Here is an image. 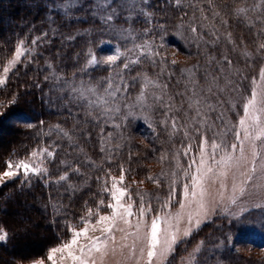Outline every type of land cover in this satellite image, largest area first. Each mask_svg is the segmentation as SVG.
<instances>
[{"label":"trees","instance_id":"16d2710c","mask_svg":"<svg viewBox=\"0 0 264 264\" xmlns=\"http://www.w3.org/2000/svg\"><path fill=\"white\" fill-rule=\"evenodd\" d=\"M66 2L67 0L0 2V14L5 18L1 21L0 15V61H5L20 40H26L33 49L9 76L7 83L0 87V101L5 102V106L0 107V129L6 127L15 132L0 142L3 146L0 148V171L4 170L5 161L20 159L35 147L42 145L53 150L46 175L27 181L19 176L0 186V227L8 232V239L0 244V254L5 252V258H2L4 261L0 264H14L23 257H41L48 248L58 244L61 239H66V222L76 223L78 216L85 212L86 205L94 207L96 201L102 198L107 201L109 198L107 193L102 194V186L109 170L112 176L117 177L121 165L130 170L126 172L124 183L132 185L135 195V190H141L147 183V164L154 159L157 152H163L169 143V147L175 148L179 141L178 136H183V130L170 135L171 128L166 129L159 123L163 118L161 113H155L153 126L146 124L148 129L141 132L136 128L138 120L132 118L124 123L122 129L112 127L111 123L97 125L90 119L85 122L87 117L84 101L70 100L63 80H91L92 84H98L109 75L111 69L106 66H89L86 74L81 71L89 58V47L93 48L95 55H99V42L105 39L117 42L122 50L132 48L134 42L141 43L143 40L154 38L159 41L158 26L164 25L167 35L162 43L178 48L180 56L174 59L178 62L174 66L170 64L172 59L166 58L169 67L160 79L168 84L167 91L175 96L177 106L181 105L184 98L176 94L184 93L186 86L191 87L189 73L183 71L184 69H192V75L201 87H207L212 77L219 78L220 87H225L227 79H232L239 87V91L229 89L212 97L213 103L217 100H232L237 104V108L231 110L225 103L223 107L217 108L216 113H211V120L215 121L214 127L209 130L211 134L224 127L216 120L219 112H224V118L229 124L238 120V113L242 114V96L250 95L252 77H258L259 68L264 63V59L255 55L256 45L253 40L256 38V29L250 28L242 19L232 15L233 9L241 5L242 0H214L216 10L228 20L227 27H221L218 19L212 20L205 0H181L180 7L176 6L175 0H108L111 7L107 11L110 12L113 8L117 11L110 24L101 19L105 12L96 7L100 0H72L73 6L65 15L63 6ZM247 2L251 4L253 0ZM189 3H200L205 7V14L209 17L206 26L201 28V21H196L198 32L204 33L205 41L212 39L209 32L213 23L219 29L221 40L215 46L201 41L198 47L186 27L181 30L183 39L176 35L177 26L182 23L187 26L193 17V9L187 6ZM144 11L152 14L151 20L143 15ZM184 13H187V18L182 20ZM199 15L200 13L196 12V16ZM129 28L131 35L122 31ZM146 29L151 30L147 35L144 34ZM225 32L232 33L238 45L236 50L224 39ZM45 33L47 36L43 35ZM36 37L41 39L36 45H31V40ZM241 39L243 44L240 43ZM259 39L263 40L264 37ZM245 48L253 52V59H246L241 54ZM225 55L232 60V65L223 61ZM213 56L216 62L209 65L208 59ZM141 61L145 65V71L142 70V65H132L130 70L123 73L124 83L128 87L126 92L119 95L126 97L129 102L135 100L142 84L141 80L133 81L132 77L137 73H147L155 79L159 72L147 57H141ZM237 70L242 74L237 75ZM168 73H171L170 77ZM123 86L124 84H121V87ZM13 95L17 97V102L8 106L7 102ZM183 107L187 108L186 100ZM177 115L183 123V112ZM116 123L121 121L117 120ZM29 124L32 127H29ZM56 126L63 131H58ZM102 127L106 138L104 143L101 142ZM65 131L69 133L71 140L64 136ZM108 132L113 134L111 138H107ZM102 147L104 151H101ZM76 167H79V172L72 171ZM65 171L69 172L67 181L48 182L57 180ZM133 181L136 183L133 184ZM108 183L110 186V181ZM70 185L72 187H69ZM12 203H25L28 206L31 214L27 220L38 217L35 224L38 226L40 223L41 228L45 230L38 238L39 245L35 242V246H28L26 249L15 246L8 248L16 234L10 225L12 222L9 223L8 220L9 205ZM260 219L263 218L258 221ZM233 230L241 232L243 228H232ZM252 230L256 231L252 234L264 238V230ZM44 237H47L48 241ZM225 237L227 236L218 231L216 223L208 222L181 241L176 246V251L183 252L189 249L193 242L202 239L205 246L203 245L197 254L194 264H215V260L221 264H264V250L250 252L246 242L240 240L237 242L240 245L239 250H233L226 243ZM219 238H224L222 246H216ZM183 245L185 250L181 248ZM253 245L261 248L256 243ZM29 249L31 253L27 256ZM23 251L25 253H22ZM177 252L175 254L180 253Z\"/></svg>","mask_w":264,"mask_h":264},{"label":"snow or ice","instance_id":"6c2138e0","mask_svg":"<svg viewBox=\"0 0 264 264\" xmlns=\"http://www.w3.org/2000/svg\"><path fill=\"white\" fill-rule=\"evenodd\" d=\"M175 3L177 7L181 6V0H175ZM205 3L211 11L212 20L218 19L221 27H227L228 20L216 10L217 5L214 0H205ZM72 6V0H67L63 6L65 15ZM187 6L193 9V17L187 26L183 23L177 26L176 35L183 39L181 30L186 27L198 47L201 41L205 44L211 43L213 46L218 44L221 34L215 23L212 24L209 32L212 37L210 41L204 40L202 31L198 32L197 19L201 21V28L206 26L209 20L208 15L205 14L204 5L189 3ZM96 7L105 12L101 19L106 24H110L117 15L115 8L110 12L107 11L111 7L108 0H100ZM196 12L200 13L199 17L196 16ZM143 15L151 20V13L144 11ZM232 15L242 19L250 28L256 29V38L253 40L256 45L255 55L264 59V41L259 39L264 37V0H253L251 4L247 0H242V4L233 9ZM186 18L187 13H184L181 19ZM158 27L157 35L161 43H157L154 38L143 40L141 43L134 42L132 48L124 51L115 47L114 54L102 59H98L93 48L89 47L87 52L89 58L81 71L86 74L89 66H106L107 69H111L109 75L98 84H92L91 80L88 82L63 80V84L70 100L84 101L87 117L85 122L90 119L97 125L111 123L112 127L122 129L124 123L132 118L142 120L152 127L153 115L161 113L163 118L159 120V123L166 129L171 128L170 135L183 130V136L189 142L186 145L182 144L180 149L172 153L169 162L173 163V167L167 174L162 171L158 177H148L159 186L160 178L167 176L169 181L167 197L164 199L156 197L158 203L153 206L151 198L146 199L141 190L136 189L133 195L132 185L124 183L126 172L130 170L121 165L118 177L112 176L109 170L102 186V194H108L107 201L102 198L95 202L94 207L86 205L85 212L78 216L76 223L66 222L65 235L67 238L61 239L58 244L48 248L43 256L23 257L14 264H98V260H103L110 254L115 255L117 252L121 256L119 264H170L169 257L175 251L176 245L189 237L195 229H199L201 224L209 219L210 214L218 212L232 215L238 227H256L264 230V219L255 224L243 219L248 209L242 208L239 213L232 212V206L236 205L246 194L264 190V65L259 68V80L255 76L252 77L250 95L242 96L243 114L238 113V120L229 124L224 118V112H219L216 120L220 121L224 127L209 137L208 130L215 125L210 114L216 113L217 108L223 107L225 103L231 110L237 108V104L232 100H217L213 103L212 97L229 89L239 91V87L233 83L232 79H227L225 87H220L218 77H212L207 87H201L194 79L192 69H184L183 71L189 73L191 87L186 86L184 93L176 94L184 98L181 105L177 106L175 96L167 91L168 84L161 82L160 79L167 73L169 62H166V57L161 55L162 42L166 38L167 30L164 25ZM122 31L131 35L130 28ZM149 31L151 30L146 29L144 34L147 35ZM43 35L47 36V33ZM223 36L229 44L233 45V50H236L238 45L232 33L225 32ZM40 39L41 37H36L31 40V45H36ZM105 43L108 42L103 40L99 42L101 46ZM240 43L243 44V39ZM32 51L31 47H26L25 40H20L11 58L6 63L0 61L3 63L0 86L5 85L8 74L15 70L18 64L23 63L22 58ZM241 54L246 59H253L254 56L253 52L247 48ZM130 55H135L136 58L129 59ZM141 57H147L153 67L159 69V72L155 79L147 73H137L132 77L133 81L141 80L142 84L135 100L129 102L126 97L119 95V93L126 92L128 87L124 83L123 73L130 70L132 65L141 64ZM223 61L232 65V60L227 55L223 56ZM213 62H216L214 56L208 59L209 65ZM177 63L174 59L170 61L172 66ZM236 74L241 75L242 73L237 70ZM168 75L170 77L171 73ZM45 79L47 80L48 77ZM57 79L63 78L57 77ZM121 84L124 86L121 87ZM184 100L187 101L186 109L183 107ZM16 102L17 97L13 95L7 104L12 106ZM4 106L5 102L0 101V107ZM180 112H183V123L177 115ZM117 120L121 123H116ZM28 126L32 127L31 124ZM56 128L58 131H63L59 129V126ZM63 134L71 140L68 132L65 131ZM112 135L108 132L107 138H111ZM195 137H199V143L195 145L196 151L193 153L194 145L191 141ZM105 139L102 127L101 142L104 143ZM101 151H104L103 147ZM45 153L48 156L53 155L47 148H37L26 158L5 161L4 170L0 171V185H5L21 175L27 179L29 174L36 176L47 174L46 167L33 163L38 156ZM182 156L188 158L185 163H181ZM160 160L168 161L167 155L162 154ZM72 171L79 172V167ZM68 179L69 172L65 171L57 180L48 182L59 183ZM229 179L231 180L230 191ZM216 184H218V189L213 194L210 187ZM178 195L181 198L177 199ZM174 200L179 205L175 212L172 211ZM181 224H184L183 228ZM117 233L120 234L119 241L116 239ZM7 239L8 232L0 227V241ZM199 250L198 246L195 252ZM192 255L194 254H190V257Z\"/></svg>","mask_w":264,"mask_h":264},{"label":"rangeland","instance_id":"374dc122","mask_svg":"<svg viewBox=\"0 0 264 264\" xmlns=\"http://www.w3.org/2000/svg\"><path fill=\"white\" fill-rule=\"evenodd\" d=\"M0 2L5 3V0H0ZM0 15H1V21H4L5 18L2 17V14H0ZM103 41H106L108 43H105L103 46H101L99 44L101 51H100L99 55H96L98 59H102L103 57H105L107 55L114 54V48L119 47L117 42H112L111 40H108V39L107 40L105 39ZM25 42H26V47H29L26 40H25ZM157 43H159V41H157ZM15 46H14V48H15ZM177 49L178 48L174 47L172 44H168V43L163 44V48L161 49V55L165 56L167 59H172V60L177 59L180 56L179 50H177ZM120 50L124 51L122 49H120ZM13 53H14V49L11 51V53L8 55V57L3 62L6 63V61L11 58ZM27 58H29V57H27ZM135 58H136L135 55L129 56V59H135ZM22 60L24 61L25 57H23ZM18 65L16 66V68L18 67ZM139 65H142L141 68L143 71H145L144 63H141ZM263 65H264V63H263ZM2 67H3V63L0 64V74H2ZM13 71H11L8 74V77L6 79V83L9 79V76L13 73ZM257 80H259V76L257 77ZM2 86H0V87H2ZM213 100L214 99H212V101ZM176 102L178 103V100ZM136 128H137V130H139L141 132V131L147 130L148 126L142 120H138L136 123ZM14 134H15L14 131L11 132L8 130V128L6 129V127L0 129V135L3 138H6L7 136H12ZM207 134L209 137H211L213 135L209 132V130H208ZM183 137L184 136H178L179 141H177L175 148L169 147L170 146V143H169L167 148L163 152L162 151L157 152L154 159H152V161L147 164L148 169L145 172V177H146L147 183L145 184V186H143L141 188V191L143 194H145L146 199L151 198V202H152L153 206L157 205L158 201L156 200V197H160L161 199H164L167 197L169 181H168L167 176L162 177V178H160L159 186H158L155 182H153V180L149 179L148 177H150V176L158 177L162 171L165 172L166 174L169 172V170L173 167V163L169 162V161H171L172 153H174L176 150L180 149L182 144L186 145L189 142ZM2 139H0V142H2ZM191 142L194 145V147H193V153H194L196 151L195 145L199 143V137H195ZM1 147L3 148V146L0 144V148ZM37 148H47L48 151L53 153V150L47 146L41 145V146L35 147L34 149H37ZM34 149H32L26 156L21 157L20 159L28 157L29 154ZM162 154L167 155L168 161L162 162L160 160V157ZM51 157L52 156H48L45 153L41 156H38L36 158V160L33 161V163L34 164L39 163L41 167H46L48 169V162L50 161ZM187 159H188L187 157L182 156L181 157V163H185L187 161ZM13 160H18V159L13 158ZM20 177L22 178V180L27 181L28 179L41 178L43 176H36L34 174H29V177L27 179L22 175ZM228 187H229V191H230L231 190V180L230 179L228 181ZM217 189H218V184L212 185L210 187V190L213 192V194L216 193ZM179 198H181V197L178 195L177 199H179ZM173 205H174V207L172 208V211L175 212L179 208V205L176 204L175 200L173 201ZM258 205H261V207H258ZM27 207L28 206L25 203L24 204H21V203L13 204L12 203L9 205L8 217H10V218H8V220H9V223L12 222L10 225L13 228V230L16 232L15 236L13 237V242L11 243L10 247H8L9 249L13 248V246H15L17 248L19 247V248L26 249V248H28V246H31V247L35 246L36 243H37V245H39L38 238L40 235H42V232L43 233L45 232L44 228H41V226L39 225L40 223H38V226H37V224H35L36 218H38V217H35L34 219H29V220L26 219L27 217H29V214H31L30 213L31 210H28ZM242 208L249 210L243 218L246 222H250L252 224H255L256 222H258L259 218L264 219V190L259 191V192L254 191V192H250V193L246 194L245 197H242L237 202L236 205L232 206V212L239 213V211ZM213 219H214V221H213ZM208 222L216 223L218 231L222 232L225 236H227V237H225V241L228 244V246L230 247V249L239 250L240 245L237 242H238V240H240V241L246 242L247 246L251 249L250 252H253V250L262 252V250H264V238L259 237L258 235L252 234V233L256 232V231H253L252 228L256 230V227H242L243 231H241V232H237L236 230L232 231V228L233 229L238 228V227H236L237 224L233 221L232 215L225 214L223 212H218L216 214H210L209 219L206 222H203L201 224V226H203L204 224H206ZM232 223H234L233 226L231 228H229ZM183 227H184V224H181V228H183ZM197 230L198 229H195L192 233H194ZM230 230L232 232H229ZM260 232L261 231H259V233ZM116 239H117V241L120 240V234L119 233L116 234ZM223 241H224V238H219V241L216 244V246H222L224 243ZM3 242L4 241H0V244ZM201 242H203L202 239H198L196 242H193L194 244L187 250L184 249V245L181 246L182 250L184 249L185 251L180 252L178 250V252H180L179 254H175V252H177L176 247H175V251L173 252L171 257H169L170 264H194V261H195L197 254L205 246L204 242L202 244H201ZM255 243L258 244L261 248L256 247V245H253ZM198 246H199L200 250H199V252H195V250ZM208 247H206V248L208 249ZM210 247L213 248L214 245H210ZM181 248H180V250H181ZM252 248H254V249H252ZM4 253L5 252L0 254V263L2 261H4L2 259V258H5V257H3ZM190 254H194V255H192L190 257ZM7 258L9 259L10 257H7ZM120 261H121V256H120L119 252H117L115 255L110 254V255L104 257L103 260H98V264H119ZM214 262H215V264H221L217 260H215Z\"/></svg>","mask_w":264,"mask_h":264},{"label":"bare ground","instance_id":"6f19581e","mask_svg":"<svg viewBox=\"0 0 264 264\" xmlns=\"http://www.w3.org/2000/svg\"><path fill=\"white\" fill-rule=\"evenodd\" d=\"M0 136H1V135H0ZM2 138H3V137H2ZM2 138H1V139H2ZM45 238L47 239L46 241H48V238H47V237H44V239H45ZM49 238H50V237H49ZM42 239H43V238H42ZM49 240H50V239H49ZM29 241H30V240H29ZM43 242H44V241H43ZM27 251H28V253H27L28 255H27V256H29V253H31V252H29V251H30V249H29V250H27ZM22 253H25V252L23 251ZM32 254H33V253H32ZM32 254H31V255H32Z\"/></svg>","mask_w":264,"mask_h":264}]
</instances>
